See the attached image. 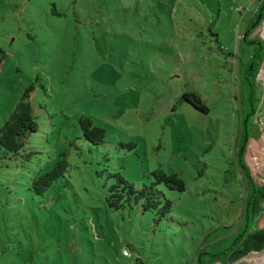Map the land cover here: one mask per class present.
<instances>
[{"label":"rangeland","instance_id":"374dc122","mask_svg":"<svg viewBox=\"0 0 264 264\" xmlns=\"http://www.w3.org/2000/svg\"><path fill=\"white\" fill-rule=\"evenodd\" d=\"M258 3L0 0V126L30 85L38 123L35 154L0 159V264H203L230 245L244 226L246 130L264 184V18L245 31ZM186 90L209 111L176 102ZM80 116L103 143L83 137ZM60 152L68 171L38 194L33 178ZM158 166L185 182L165 190L168 218L106 203L109 173L139 186ZM212 264H264V248Z\"/></svg>","mask_w":264,"mask_h":264},{"label":"trees","instance_id":"16d2710c","mask_svg":"<svg viewBox=\"0 0 264 264\" xmlns=\"http://www.w3.org/2000/svg\"><path fill=\"white\" fill-rule=\"evenodd\" d=\"M258 1L253 20L245 27L246 32L257 18H264V0ZM261 57L260 52H257L252 63L257 65L259 63L257 59L260 60ZM249 72L250 66H247L245 74L248 75ZM251 76L253 77L254 73ZM31 89L32 85L23 90L20 99L0 126V159L21 155L28 159L36 153L33 149L25 150L30 135L38 129L36 114L30 101ZM176 99V102H188L203 113L209 111L208 105L193 90L181 92ZM251 112H254L252 103ZM78 122L85 139L96 145L104 142L103 127L95 124L87 116H80ZM254 138H257L256 129L252 135L246 130L239 144L241 150L236 152L244 188L242 198L244 226L229 246L218 252L207 253L209 256L203 264H212L218 260L225 263L232 262L251 251L264 248V184L256 183L254 173L246 162L244 154L248 141ZM134 144L130 143L131 146ZM69 164L66 152H60L48 169L33 178L31 189L38 194L44 193L55 180L65 175ZM109 176L113 177L114 181L109 185L105 195L106 203L114 209L132 208L137 205L143 211H150L155 222L168 218L172 208V200L166 197L165 190L183 191L185 189V182L178 172L167 171L161 166L152 169L148 176L149 181L142 182L139 186L126 179L120 172L109 173Z\"/></svg>","mask_w":264,"mask_h":264},{"label":"built area","instance_id":"2783aa9c","mask_svg":"<svg viewBox=\"0 0 264 264\" xmlns=\"http://www.w3.org/2000/svg\"><path fill=\"white\" fill-rule=\"evenodd\" d=\"M123 253L127 254V251L126 250H123Z\"/></svg>","mask_w":264,"mask_h":264}]
</instances>
